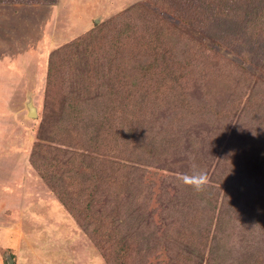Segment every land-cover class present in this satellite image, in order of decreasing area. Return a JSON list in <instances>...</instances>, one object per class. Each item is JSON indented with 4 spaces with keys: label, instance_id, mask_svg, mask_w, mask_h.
Here are the masks:
<instances>
[{
    "label": "rangeland",
    "instance_id": "obj_1",
    "mask_svg": "<svg viewBox=\"0 0 264 264\" xmlns=\"http://www.w3.org/2000/svg\"><path fill=\"white\" fill-rule=\"evenodd\" d=\"M17 1L23 3L0 4V244L6 232L14 240L4 250V264L8 257L14 264H264V16L259 33L229 35L217 45L161 14L173 32H181L165 48L168 71L157 76L158 68L137 95L112 72L102 82L112 78L113 84L100 86L96 79L81 96L93 109L110 102L130 108L133 122L122 124L126 141L109 142L105 128L100 144L96 135L85 139L74 122L76 110L67 108L83 94L73 83L78 73L65 58L56 59L58 76L49 85L48 58L148 0L12 3ZM153 84L160 86L156 94ZM29 107L35 116H28ZM141 137L152 148L150 156L131 146L125 150L129 140ZM91 162L94 189V178L78 170ZM125 164L144 172L128 175ZM193 166L205 176L200 191L189 183L197 179ZM124 179H140L141 191L122 186ZM118 184L121 204L110 196L87 201L99 189L112 196ZM130 192L139 196L137 220L123 215ZM91 207L110 213L92 224L102 233H92L93 226L83 230L84 211ZM109 229L116 233L106 239ZM122 238L125 246L112 240Z\"/></svg>",
    "mask_w": 264,
    "mask_h": 264
},
{
    "label": "trees",
    "instance_id": "obj_2",
    "mask_svg": "<svg viewBox=\"0 0 264 264\" xmlns=\"http://www.w3.org/2000/svg\"><path fill=\"white\" fill-rule=\"evenodd\" d=\"M12 2H14V0H0L1 5L12 4L13 6L23 3L22 1H17L18 3ZM147 2L149 5L139 3L127 9L121 14L125 16L123 18H121V15H117L102 25H95L93 30H89L66 43L64 46L54 50L48 58L47 78L49 85H53L54 83L51 82H54L58 76V71L55 67L56 59L61 60L65 58L63 61L68 62V68L78 73L72 76L76 79L73 83L78 81V89L83 92V94H77L76 97L68 101L67 108L71 111L76 110L75 125L80 127L85 139L88 138L89 141H91L90 138L92 135H96L97 142L102 144L104 138L102 139L101 136L105 132V128L111 131V137L108 138L109 142H115L114 139L118 143L122 140L126 141L127 133L124 132L125 128L122 127V124L133 122V120L129 118L130 108L128 109L127 106L121 107L118 103L113 104L110 102L107 108L100 110V108H89L87 104H90L91 100L89 101L88 98L86 102H84V100L83 102L80 101L81 96L84 97L83 95L87 94L94 80H100V86H103L105 83L113 84L114 80L112 78L111 81H102L109 77L112 72H115L118 78L123 79L124 84L128 82L131 89H135V91H131L132 94L137 95L138 91L143 93L144 86L147 88L148 85H151L154 72L157 71L158 68L159 72L157 76L164 71H168L167 66H169V57L166 55L168 50L166 51L165 48L167 46H172V40L175 37H181L179 35L181 32H173V30H171V24L167 23L168 21L162 18L161 14L166 13L183 25L195 28L198 32L205 34V37H207L212 44L214 43L217 45L224 43L229 35H236V37L240 39V37L245 36L249 31H256L259 33L260 31L258 30L262 29V22L260 19L264 16V0H184V7H180V0H148ZM166 2L168 6H164ZM34 3L38 2L36 1ZM149 6H152V8H159L161 12L155 13ZM242 41H244V39ZM159 45L163 46L162 48L165 50L163 54H158L156 52ZM134 69H136V71L132 72L131 70ZM138 70H141L140 77H138ZM168 77V74L163 78L158 77V82L160 84L166 83L165 78ZM153 86H155V84H153ZM155 87L156 88L153 89L157 92L153 91L152 93L154 94L160 91L159 85ZM80 110L84 115L81 114L80 116ZM66 117H71V115L66 114ZM113 124H116V126H113ZM127 135L129 137V134ZM132 137L133 135H131V138ZM145 139L146 138L141 137L139 140L136 139L137 142H134L135 138L129 140V142L131 141L130 145L128 143L125 150L131 152L128 151V148L131 146V150L134 148L133 152L140 150L145 155L148 154V156H150L153 151L148 142L143 143ZM95 169L94 163L92 162L80 166L78 169L88 174V177L94 178L92 184L93 189L95 184L98 188V184L95 183V176H97ZM124 169L128 170V175L132 172L131 175L144 172L140 168L127 166L126 164L124 165ZM131 175L130 180H133ZM129 182L130 181L124 179L122 181V186ZM130 184H133L134 188L141 191L142 182L140 179ZM130 184H127L126 188L130 187ZM98 191H100L99 195L94 197L89 196L87 201L92 202L95 198L102 201V199L112 197L111 201L114 200V202L119 203L118 201L120 200V196H122L123 188L118 184V189L114 190L115 193L112 192V196L107 195V190L102 191L99 189ZM142 191H147V188ZM127 197H130L127 205L129 212L123 215L127 217L130 215V217H135L137 220L140 216L138 213L141 209V205L135 202H137L139 196L130 192ZM117 211L116 218L118 220L119 214ZM84 212L82 220L83 230L86 232L88 231V227L93 226L92 224H94L96 220L101 222L102 218V221H104L110 216V213H106L103 216L100 211H96L92 207L90 210L86 208ZM129 221H131V219H129ZM110 230L111 229L108 230L110 234L106 235V239H109L108 236L113 237L116 233L115 230L109 232ZM91 232L94 234L102 233L100 225L96 227L93 226ZM127 234L129 233H126V235ZM114 239L112 240L117 244L125 246V238L121 240ZM120 250L122 252L123 248ZM125 253L127 254L128 250H125Z\"/></svg>",
    "mask_w": 264,
    "mask_h": 264
},
{
    "label": "crops",
    "instance_id": "obj_3",
    "mask_svg": "<svg viewBox=\"0 0 264 264\" xmlns=\"http://www.w3.org/2000/svg\"><path fill=\"white\" fill-rule=\"evenodd\" d=\"M27 163L25 162V165H26ZM24 165V164H23ZM24 167V166H23ZM22 168H21V166L19 167V170L17 171V175H20L21 176V170ZM27 169V171H29L30 172V170L27 168V165L25 166V170ZM25 172V171H23V173H25V176L28 174V172ZM0 178H2L1 176H0ZM26 178H27V176H26ZM24 181V183H25V181H26V179L25 180H23ZM24 186V185H23ZM2 240H3V243L2 244H0L2 247H3V249H0V264H4V261H3V257H2V255L4 254V250H6L5 248L6 247H8L7 245H9L10 243H12L14 240H13V235H12V233L11 232H6L5 234H4V236L2 237ZM0 246V247H1ZM8 260H7V262L9 263L10 261H12V264H14V260H13V258H11V257H8L7 258Z\"/></svg>",
    "mask_w": 264,
    "mask_h": 264
},
{
    "label": "clouds",
    "instance_id": "obj_4",
    "mask_svg": "<svg viewBox=\"0 0 264 264\" xmlns=\"http://www.w3.org/2000/svg\"><path fill=\"white\" fill-rule=\"evenodd\" d=\"M193 174L197 176V179L195 181H189V183L193 190L200 191L205 183V176L202 172L196 170L195 166H193Z\"/></svg>",
    "mask_w": 264,
    "mask_h": 264
},
{
    "label": "water",
    "instance_id": "obj_5",
    "mask_svg": "<svg viewBox=\"0 0 264 264\" xmlns=\"http://www.w3.org/2000/svg\"><path fill=\"white\" fill-rule=\"evenodd\" d=\"M28 116H29V117L35 116V110H34L33 107H29V108H28ZM9 264H12V261H10Z\"/></svg>",
    "mask_w": 264,
    "mask_h": 264
}]
</instances>
